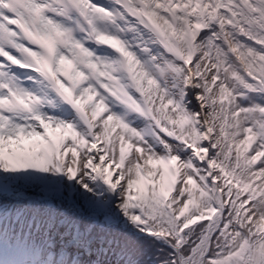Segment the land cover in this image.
Here are the masks:
<instances>
[{
  "label": "snow or ice",
  "instance_id": "6c2138e0",
  "mask_svg": "<svg viewBox=\"0 0 264 264\" xmlns=\"http://www.w3.org/2000/svg\"><path fill=\"white\" fill-rule=\"evenodd\" d=\"M0 264H264V0H0Z\"/></svg>",
  "mask_w": 264,
  "mask_h": 264
}]
</instances>
